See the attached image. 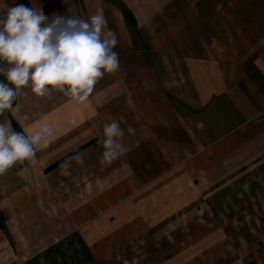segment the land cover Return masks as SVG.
Returning a JSON list of instances; mask_svg holds the SVG:
<instances>
[{
	"label": "crops",
	"instance_id": "crops-1",
	"mask_svg": "<svg viewBox=\"0 0 264 264\" xmlns=\"http://www.w3.org/2000/svg\"><path fill=\"white\" fill-rule=\"evenodd\" d=\"M20 4L50 19L103 8L120 67L83 102L23 87L0 116L17 132L54 129L35 163L0 175V264H264V0H0V11ZM112 120L125 154L102 166ZM228 182L251 188L247 255L210 201Z\"/></svg>",
	"mask_w": 264,
	"mask_h": 264
},
{
	"label": "clouds",
	"instance_id": "clouds-1",
	"mask_svg": "<svg viewBox=\"0 0 264 264\" xmlns=\"http://www.w3.org/2000/svg\"><path fill=\"white\" fill-rule=\"evenodd\" d=\"M0 11V116L13 109L23 87H30L39 97L53 90L83 102L93 92L105 73L119 70V54L114 51L118 39L112 30L105 31L104 9H97L88 19L74 15L54 14L50 19L42 10L23 4L5 6ZM125 135L120 122L103 125L99 144L102 166L111 165L125 154L120 138ZM54 129L44 124L28 132L15 131L6 119L0 122V175L17 162L35 163L36 152L47 148ZM83 164L81 156L74 157ZM63 166L62 174L69 175Z\"/></svg>",
	"mask_w": 264,
	"mask_h": 264
},
{
	"label": "rangeland",
	"instance_id": "rangeland-1",
	"mask_svg": "<svg viewBox=\"0 0 264 264\" xmlns=\"http://www.w3.org/2000/svg\"><path fill=\"white\" fill-rule=\"evenodd\" d=\"M217 190L223 191L224 196L220 199L219 196L210 200L213 203V210L215 208L219 213L228 229L229 243L246 251L248 245L251 244V198L247 197L248 190H251V188L247 186V183L228 182ZM246 192L247 195L243 196V193ZM240 244L244 246H240Z\"/></svg>",
	"mask_w": 264,
	"mask_h": 264
}]
</instances>
